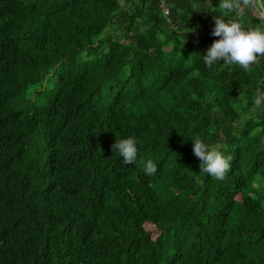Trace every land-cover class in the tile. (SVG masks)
Listing matches in <instances>:
<instances>
[{"label":"trees","instance_id":"16d2710c","mask_svg":"<svg viewBox=\"0 0 264 264\" xmlns=\"http://www.w3.org/2000/svg\"><path fill=\"white\" fill-rule=\"evenodd\" d=\"M238 2L0 0V264H264V55L202 59L216 16L264 25Z\"/></svg>","mask_w":264,"mask_h":264},{"label":"clouds","instance_id":"9594fccd","mask_svg":"<svg viewBox=\"0 0 264 264\" xmlns=\"http://www.w3.org/2000/svg\"><path fill=\"white\" fill-rule=\"evenodd\" d=\"M221 7L227 9H239L238 0H221ZM212 35L215 39L206 52L202 53V59L206 66L212 67L217 61L236 63L243 68H248L264 55V25L244 27L236 20H226L216 16ZM264 105V95H257L254 106L259 108ZM193 152L200 158V170L206 174L222 179L230 167L231 156L221 151L219 144H210L200 136L191 137ZM114 152H118L123 161L133 163L138 154V142L132 135L116 139L112 145ZM157 163L148 159L144 163V171L152 175L157 172Z\"/></svg>","mask_w":264,"mask_h":264},{"label":"water","instance_id":"95a60500","mask_svg":"<svg viewBox=\"0 0 264 264\" xmlns=\"http://www.w3.org/2000/svg\"><path fill=\"white\" fill-rule=\"evenodd\" d=\"M251 2L254 3V0H251ZM259 13H260V15L263 17V20H264V11L261 10V12H259Z\"/></svg>","mask_w":264,"mask_h":264},{"label":"rangeland","instance_id":"374dc122","mask_svg":"<svg viewBox=\"0 0 264 264\" xmlns=\"http://www.w3.org/2000/svg\"><path fill=\"white\" fill-rule=\"evenodd\" d=\"M251 3H253V2H251ZM255 13H256V14H259V12H258V11H257V12H255ZM30 91H32V90H31V89H29V90H28V92H30Z\"/></svg>","mask_w":264,"mask_h":264},{"label":"built area","instance_id":"2783aa9c","mask_svg":"<svg viewBox=\"0 0 264 264\" xmlns=\"http://www.w3.org/2000/svg\"><path fill=\"white\" fill-rule=\"evenodd\" d=\"M164 11H165V13L167 12V10H166V9H164ZM263 95H264V92H263Z\"/></svg>","mask_w":264,"mask_h":264}]
</instances>
